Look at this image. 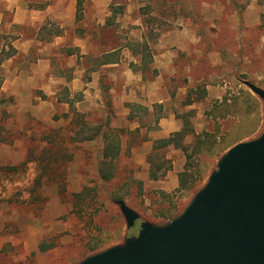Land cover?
<instances>
[{
	"label": "rangeland",
	"instance_id": "obj_1",
	"mask_svg": "<svg viewBox=\"0 0 264 264\" xmlns=\"http://www.w3.org/2000/svg\"><path fill=\"white\" fill-rule=\"evenodd\" d=\"M76 1L0 0V63L18 33L35 46L10 67L19 61L34 69L46 42L61 32L66 38L51 65L63 84L32 74L1 90L8 75L0 68V264H71L124 245L141 222L163 226L179 216L223 153L203 155L201 181L178 190L184 152L153 149L161 116L175 119L178 131L189 122V151L204 132L229 143L264 132L263 104L244 84L264 90V0H81L80 12ZM21 7L33 10L34 24L8 28ZM108 59L118 66L106 81L101 64ZM151 82L156 92H130ZM198 85L204 97L185 105ZM223 99L233 112L213 120L208 113ZM108 129L118 132L120 153L104 182L98 165ZM117 201L138 215L133 227ZM172 206L173 217H162Z\"/></svg>",
	"mask_w": 264,
	"mask_h": 264
},
{
	"label": "water",
	"instance_id": "obj_2",
	"mask_svg": "<svg viewBox=\"0 0 264 264\" xmlns=\"http://www.w3.org/2000/svg\"><path fill=\"white\" fill-rule=\"evenodd\" d=\"M264 107V90L244 81ZM127 227L139 219L117 201ZM72 264H264V132L226 150L207 184L163 226L141 222L124 245Z\"/></svg>",
	"mask_w": 264,
	"mask_h": 264
},
{
	"label": "trees",
	"instance_id": "obj_3",
	"mask_svg": "<svg viewBox=\"0 0 264 264\" xmlns=\"http://www.w3.org/2000/svg\"><path fill=\"white\" fill-rule=\"evenodd\" d=\"M81 0L76 1V11H81ZM146 47H144L145 49ZM115 60L116 59H112ZM111 61V60H107ZM106 62V61H105ZM191 95H194L192 97ZM205 95V89L198 85L195 88H189L187 91L186 99L184 101L185 105H190L195 101L202 99ZM223 99L219 102L216 107L208 113V116L215 120L216 118H225L227 115L232 113L233 102H226ZM246 105H248V102ZM235 106V105H234ZM192 134V129L190 128L189 122L186 120L183 122L182 129L180 131L174 132L166 138H162L156 141L153 149L166 148L172 145L176 149H181L185 155V165L183 171L178 174V190L191 191L193 190L197 183L201 181L202 175L204 173V166L201 165L199 159L205 154H220L224 153L237 142H224L223 139L216 141V136L210 132H204L202 135L195 137V140L191 144V150L188 149L190 146L184 144L183 140L185 136ZM103 149L100 154L99 165H98V175L100 180L106 182L114 177V161L117 159L120 153V136L116 130L108 129L103 134ZM189 147V148H188ZM193 159L197 162L192 163ZM152 177L155 175L152 173ZM85 193L74 194L73 197L76 199H83ZM161 194H163L161 192ZM176 212V206L163 209L161 215L165 219L173 217ZM95 247L98 244L94 245ZM97 248V247H96Z\"/></svg>",
	"mask_w": 264,
	"mask_h": 264
},
{
	"label": "crops",
	"instance_id": "obj_4",
	"mask_svg": "<svg viewBox=\"0 0 264 264\" xmlns=\"http://www.w3.org/2000/svg\"><path fill=\"white\" fill-rule=\"evenodd\" d=\"M17 10L18 11L16 12V14H14V18L12 22L10 23V25H7L8 28L15 29L16 27L22 31L24 26L32 27V25L34 24V20H35L33 12H32L33 10H30L28 7H25V8L21 7V8H18ZM61 27L62 26L60 25V28ZM65 43H66L65 32L64 33L61 32L60 34L54 37V40L52 41L50 40L46 42L42 50H38V52H44V53L42 54V56L38 57L37 64H34V69L32 67H27L26 65L22 66L19 63V61H15V63H13L10 67L12 60L18 58L19 56H21V59H24L28 54H30V52L35 46L33 38L29 36H24L23 34L18 33L16 35V38L10 43L14 50L12 52V55L10 56V58H8V60H4V62L0 63V68H3L5 70V75H8L7 77L4 78V82L1 86V90H3L4 86L6 85H9V89L12 88L13 86L23 85L25 83L26 77L32 74H38V75L41 74L43 77H46V79L48 80V85H50V82L52 81H55L58 84H63L62 78H59L58 81H56L55 78H53L51 65H52V61L54 59L55 53L57 55L61 53L65 47ZM74 44L75 46H78L77 40H74ZM165 54H167V52ZM158 56L163 58L165 55L161 51L160 53H158ZM108 60H111V61L105 60L106 62L103 61V63L101 64V71H102L101 75L107 76L106 81L109 80L108 78H110V80L114 78L111 71H113L114 68L118 66L117 61L112 60V59H108ZM36 66H40V69H38V71H35ZM29 70H31L30 73L28 72ZM75 73H76V77L74 78V80L80 81V85L82 86L84 82L80 80L79 78H77V75H78L77 70ZM93 83L97 86V80H95ZM85 86H92V85L86 83ZM131 89L133 90H131L130 92H133V93H140L143 91L156 92L157 86L154 82H151L150 84L148 83L139 84L138 83L137 85H135V89L133 85ZM5 90L7 89L5 88ZM158 102H161V100H159ZM123 114H128L127 110H125ZM179 127H180L179 123L175 119L164 118L163 116H161L158 122L159 132L158 134L156 133L157 135L156 137L157 138L168 137L170 134L177 132L179 130Z\"/></svg>",
	"mask_w": 264,
	"mask_h": 264
}]
</instances>
